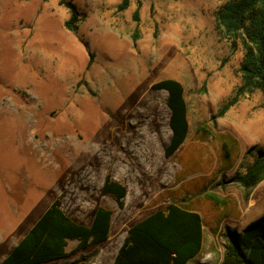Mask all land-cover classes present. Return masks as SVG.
Listing matches in <instances>:
<instances>
[{"label": "rangeland", "instance_id": "1", "mask_svg": "<svg viewBox=\"0 0 264 264\" xmlns=\"http://www.w3.org/2000/svg\"><path fill=\"white\" fill-rule=\"evenodd\" d=\"M70 1L75 31L60 0H0V261L56 199L85 224L111 209V229L41 264H112L129 227L169 202L204 215L196 264L220 259L225 225H239L235 196L247 205L229 179L264 148L260 89L210 119L241 83L243 48L216 29L226 0H130L122 10L121 0ZM164 78L182 82L188 105L187 137L170 157L167 91L153 87ZM107 175L127 186L122 207L101 191ZM255 197L261 216L264 179Z\"/></svg>", "mask_w": 264, "mask_h": 264}, {"label": "trees", "instance_id": "2", "mask_svg": "<svg viewBox=\"0 0 264 264\" xmlns=\"http://www.w3.org/2000/svg\"><path fill=\"white\" fill-rule=\"evenodd\" d=\"M69 10L65 26L77 29L79 10L70 0H60ZM130 0H121L118 9L126 8ZM217 31L230 41L232 49L243 48L239 66L241 83L218 107L210 119L225 113L242 97L260 89L264 93V0H226L215 12ZM153 87L167 91L170 110L171 137L164 153L170 157L185 141L189 131L188 105L184 85L175 78H164ZM264 179V148L243 171L236 172L229 182L236 184L247 199L254 187ZM224 184L222 180L220 182ZM124 205L127 186L107 175L101 189ZM214 201H222L215 193H208ZM113 211L98 206L92 220L85 224L73 219L54 200L37 218L27 233L11 248L0 264H41L68 255L69 240H78L79 247L100 243L109 236ZM223 259L220 264H264V214L246 225L241 232L225 225L222 233ZM203 222L198 211L187 205L169 202L134 222L128 229L123 244L112 264H187L201 250Z\"/></svg>", "mask_w": 264, "mask_h": 264}, {"label": "crops", "instance_id": "3", "mask_svg": "<svg viewBox=\"0 0 264 264\" xmlns=\"http://www.w3.org/2000/svg\"><path fill=\"white\" fill-rule=\"evenodd\" d=\"M176 151H178V150H176ZM258 184L254 187V189L252 190L251 194L246 199V202H247V205L246 206L243 207L242 206V201L240 200L239 196L238 195L235 196L236 197V200H237V203L239 204L238 207L240 209L239 225H237V223H235L236 226H237L236 229L239 232H241L243 230V228L246 225H248L250 222H252V221L258 219V217H260V215H257V214H260V201L255 197V192L257 190ZM187 207H189L190 209H193V210L198 211L199 214L202 217V222H203V243H202L201 250L199 251L198 254H196L187 263V264H196L197 259H200V258L204 259L203 256H200V254H201V251L203 249L206 224L204 223V215H203V213H202V211L200 209H197V208H194V207H190V206H187ZM233 217L234 216H230V218H233ZM210 231H211V234H215L216 227H213L212 226V228H210ZM222 259H223V254L221 255L220 259H218V260H216L214 262H208V261L202 262V261H199L197 264H220L221 261H222Z\"/></svg>", "mask_w": 264, "mask_h": 264}]
</instances>
